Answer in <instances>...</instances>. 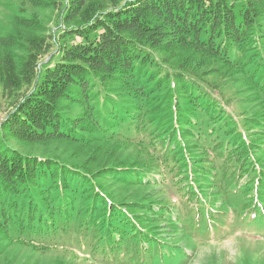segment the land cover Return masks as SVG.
Segmentation results:
<instances>
[{
	"label": "trees",
	"instance_id": "trees-1",
	"mask_svg": "<svg viewBox=\"0 0 264 264\" xmlns=\"http://www.w3.org/2000/svg\"><path fill=\"white\" fill-rule=\"evenodd\" d=\"M119 1L112 0L113 7L103 9L86 0H50L59 5L60 20L71 26L57 35L59 46L28 40L26 58L19 66L9 52L18 41L1 40L7 52L0 55V87L15 101L3 122L7 134L25 144H76L87 149L92 161L72 166L0 146V233L14 244L39 251L78 250L83 260L95 264H151V252L165 249L166 244L134 210L146 215L154 211L151 203L156 200L147 190L149 182L143 180L153 164L165 166L160 180L164 198L171 201L169 193L177 192L185 199L174 228L184 231L191 226V233L207 231L203 238H208L212 229L220 230L218 224L227 222V209L264 216V202L256 196L258 190L264 195V147L259 145L264 140L256 130L253 141H246L248 130L245 140L239 123L221 108L214 112L211 106L206 113L202 101H215L209 91L219 95L216 85H207L209 89L192 106L195 121L190 126L196 135L184 138L189 139L188 155L175 146L156 151L155 135L161 128L156 116L164 113L157 101L162 86L152 76L157 65L148 49H181L199 58L194 63L211 60L234 71L240 63L251 81L244 90L260 107L247 110L245 120L264 130V94L258 89L253 63L264 48L256 47L255 54L245 50L252 30L259 31V23L264 22V0H129L120 5ZM16 21L36 27L30 21ZM50 49L57 53L51 55ZM43 56L50 58L42 63ZM112 94H119L126 106H120ZM195 101V97L188 99L186 106L183 101L172 103L173 115L167 122L172 131L160 142L169 141L171 147L174 139L178 142L177 123L182 127L184 123L177 121L176 114L185 117ZM68 102L81 108L73 119L63 114ZM218 129L219 136H233L225 154L209 153L207 148V137L211 147H223L219 142L223 139L215 141ZM230 142H234L232 149ZM130 145L141 148L142 154L132 161L117 160L116 152ZM191 147L200 148L196 155ZM189 156L210 160L220 210L207 213L205 200L196 192L201 190L199 185H206L198 179L201 166L191 164L196 159ZM249 187L255 193L254 203L245 193ZM126 189L129 194H123ZM196 202L201 204L195 206ZM156 207L163 217L168 208ZM263 228V220L253 226L256 232ZM171 249L179 251L177 246Z\"/></svg>",
	"mask_w": 264,
	"mask_h": 264
},
{
	"label": "rangeland",
	"instance_id": "rangeland-1",
	"mask_svg": "<svg viewBox=\"0 0 264 264\" xmlns=\"http://www.w3.org/2000/svg\"><path fill=\"white\" fill-rule=\"evenodd\" d=\"M46 3L37 5L33 0H0V43L5 38H15L18 43L17 45L9 50L14 58L16 66H19L22 61L26 58V50L29 47L28 40L40 41L44 44H50L56 42L57 46L61 44V40L58 38V34L71 25L65 24L60 20L61 11L58 10L59 5H53L50 0H40ZM129 0H122L120 3ZM116 2V0H115ZM87 4L97 3L101 5L103 9H110L113 7L114 2L112 0H86ZM16 20H26L34 23L36 27H24L17 24ZM261 29L252 30V35L248 37L245 45V50L250 51L249 54H255V49L264 48V43L261 39L264 38V22L259 23ZM29 41V42H30ZM27 43V44H26ZM7 51L0 45V55L3 56ZM49 52L53 55L57 53V49H50ZM148 52L157 65L152 70L154 77L158 80V84L162 86V92L157 101H160L163 114L157 115L156 119L159 120L157 126H161L160 130L156 132L155 147L156 151L162 147L171 148L177 147L187 153L188 140L184 138L188 135L195 137L196 133H193V128L190 126L195 121L194 113L192 112V106L198 104L199 94L204 89H209L207 85H216L217 92L211 90V98L215 101L203 100L201 107L203 110L207 109L206 113L211 111V106H214V112L220 108L224 113L232 118L235 123H239L242 130V137L246 140V130L250 133V137L246 141H253L254 132L258 130L259 138L264 140V130L257 129L255 125L248 120H245V114L247 110L253 111L260 109L258 104L251 99V94L244 90L246 84H250L249 76L243 72L241 64L237 63L235 71L223 67L220 63L212 62L211 60L203 61L200 63H194L199 60L198 57H192L189 52L181 51V49H163L156 50L149 48ZM261 57L254 58L253 63L257 64L254 72L258 89L264 94V51ZM50 55V56H51ZM244 56V54H242ZM50 56H43L41 62L45 63ZM240 56V55H239ZM241 61V59H239ZM244 60L242 59V62ZM185 63L184 68L180 66V63ZM241 62V63H242ZM236 72V73H235ZM253 73V72H252ZM183 86L184 88H182ZM164 88V89H163ZM211 88H214L211 86ZM25 88L21 93L25 92ZM187 93V95L185 94ZM208 94V93H207ZM119 94H112L116 102H119L120 106H126L125 100L120 98ZM195 97L197 103L189 105L188 111L184 112L185 117H179L176 114V119L179 123L183 122L184 126H180L177 123L176 130H180L178 142L176 139L175 145L172 147L169 145V141L159 140L172 131L170 125L167 126V122H170V118L173 115L171 111L172 103L177 101H183L188 103V99ZM14 97H7L3 93L0 87V146L6 149L16 151L22 156L36 157L40 159L53 158L61 161L64 164L79 166L80 163L85 160L92 161V157H89V153L86 150L76 146V144H69L65 142H51L43 145H32L19 142L10 137L5 128L3 122L12 111L14 105ZM64 117L73 119L81 113V108L78 104L68 102L65 105ZM218 112V111H217ZM252 119V117L250 118ZM252 124H249V123ZM172 127V126H171ZM185 128V131H182ZM219 129L216 130L215 141L220 139V144L223 145L221 149L218 147H211L209 143V137L206 138L207 148L212 153L225 154L229 149L227 148L228 141L233 139V136L228 134L224 135L220 133ZM257 132V133H258ZM171 136V135H170ZM220 137V139H219ZM230 139V140H229ZM234 142H230V148L232 149ZM190 145V144H188ZM264 147V144H259ZM131 146V145H130ZM126 148L127 150H121L116 152L115 155L120 154L119 159H126L129 161L136 160L141 154V148L137 146H131ZM95 147V146H92ZM90 147V148H92ZM199 147H191L190 150L197 154ZM146 154V153H144ZM257 154H261L260 152ZM147 155V154H146ZM145 155V156H146ZM188 155V153H187ZM144 159H146V157ZM264 158V154H262ZM191 157V156H189ZM202 157H207L203 155ZM87 158V159H86ZM196 159L191 161V164H198L201 166L197 170L198 179L206 185H199L201 190L196 192L206 202L207 213L211 211L216 212L220 210L219 203L217 202L218 194L216 192L213 178H212V167H209L210 160L208 159H197V157H191L190 159ZM115 160V156L110 158ZM143 160V159H141ZM193 160V159H192ZM162 170H165V166L156 165L152 166V170L144 176L143 180L149 182V188L147 189L152 199L156 200L151 204L154 205V211L148 212V215L144 211H140L138 208L134 210V214L140 216L146 220L149 228L158 236L157 238L166 244L165 249H158L151 252V264H264V228L260 232H256L253 226L257 225L258 221L263 220L264 216H253L249 215L251 212H243L240 209L232 210L227 209V222L218 224L222 228L219 230L212 229L208 234V238L205 237L207 234L202 231L201 234L191 233V226L184 231H178L177 227L174 228V221L177 218L180 207L185 204V199L182 196H178L177 192H170L171 201L165 199L163 196V189L161 186ZM244 188H242L243 190ZM130 189L123 191V194H129ZM246 195L254 203V190L248 188L245 190ZM257 199L259 202H264V195L259 190L257 191ZM159 204L165 205L168 209L164 211V216L161 217V211H158ZM195 206L201 203H194ZM222 204V203H221ZM190 215L194 217L196 214L190 211ZM216 215V214H215ZM217 217V215H216ZM221 221V220H220ZM202 238V239H201ZM178 247L179 251L171 248ZM76 251L62 250V249H51L48 251H39L32 247L14 244L8 241L5 236L0 233V264H95L91 261L83 260L85 257Z\"/></svg>",
	"mask_w": 264,
	"mask_h": 264
}]
</instances>
